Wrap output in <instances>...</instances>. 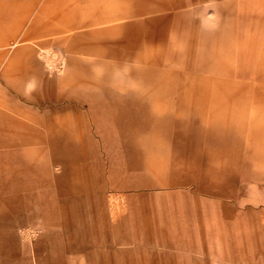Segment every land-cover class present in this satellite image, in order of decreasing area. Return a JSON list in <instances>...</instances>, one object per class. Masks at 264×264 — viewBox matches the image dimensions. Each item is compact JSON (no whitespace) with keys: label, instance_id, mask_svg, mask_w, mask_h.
Returning <instances> with one entry per match:
<instances>
[{"label":"crops","instance_id":"crops-1","mask_svg":"<svg viewBox=\"0 0 264 264\" xmlns=\"http://www.w3.org/2000/svg\"><path fill=\"white\" fill-rule=\"evenodd\" d=\"M205 1L208 0H7L4 16L0 15V69L8 56L1 74L17 90H22L26 83H41L47 88L46 96L52 99L51 91L57 85L64 90L57 100L68 96L79 103L88 102V113L102 133L110 158L109 179L114 176L113 167L128 173V180L120 188L157 184L184 187L192 181L198 187L192 168H188L190 172L181 181L166 180L160 173L174 165L162 163L157 151L170 147L173 153L166 151L163 160L174 161L176 174L184 162L190 167L199 165V125L198 117H193L199 107L196 102L192 104L195 96L177 90L172 96L166 88L168 71L161 65L167 64L168 54L183 53L172 47L178 44L179 36H186L184 29L190 32V49L196 53H212L210 48L217 44L229 46V54H239L244 52L242 43L246 41L241 31L245 15L239 8L240 18H233L227 28L219 32L203 28L195 16L194 5ZM239 3L221 0L217 8L233 14ZM169 27L175 29L174 34L168 32ZM12 40L25 43L13 54L7 50ZM155 44L158 46L154 48ZM166 46L164 55L162 49ZM51 48L69 53L68 74L50 75L38 58L39 52ZM27 98L40 101L42 93L35 90ZM9 101L6 107L27 111L34 123L17 119L0 107V264H32L20 231L25 222L23 211L74 214L78 202H88L89 191L79 200L66 182L72 178L82 180L76 169L80 161L94 162L92 140L83 112L71 110L77 113L76 122L59 114L74 107L39 114L12 98ZM75 131L78 136L73 134ZM114 131L117 148L113 153L107 137ZM98 163L103 167L102 160L98 159ZM199 191L207 197L224 195ZM142 195L144 192L134 197ZM71 218L67 216L65 223H73L79 231L80 220ZM145 219L148 221L147 216ZM42 237L49 238L46 234ZM177 252L189 257L182 244ZM33 254H39L38 244L33 246Z\"/></svg>","mask_w":264,"mask_h":264},{"label":"rangeland","instance_id":"rangeland-1","mask_svg":"<svg viewBox=\"0 0 264 264\" xmlns=\"http://www.w3.org/2000/svg\"><path fill=\"white\" fill-rule=\"evenodd\" d=\"M234 1L240 3L233 14L218 10L221 0H208L194 5L195 16L203 28L219 32L227 28L233 18H240L237 14L239 8L245 15L241 22L246 39L242 43L244 52L229 54V46L215 44L214 49L210 48L212 53H196L190 49L191 39L187 37L190 32L184 29L182 32L186 36H179L178 44L172 47L183 53L168 54L167 64L161 65L168 71L166 88L172 96L175 90L195 96L192 104L196 102L199 107L197 115H193L198 117L199 125V165L190 167L184 162L176 174L174 161L163 160L166 151L173 153L170 147L157 151L162 163L174 165L160 173L166 180L181 181L190 172L188 168H192L193 175L198 178V187L192 181L184 187L157 184L147 188H120L119 185L128 180V173L118 166L113 167L114 176L109 179L110 158L102 133L97 131L92 115L88 113V102L79 103L68 96L57 100V95L64 94L57 85L51 91L52 99L46 96L47 88L41 83H26L22 90H17L1 74L8 56L2 60V110L17 119L34 123L27 111L6 107L9 99L39 114L65 106L74 107L59 114L76 122L77 113L71 110L83 112L92 140L94 162L80 161L76 169L81 172L82 180L72 178L66 182L78 199L85 198L86 191H89L88 202H78L74 214L51 210L23 211L25 222L20 231L28 245L29 262L264 264V0ZM7 5V0H0V15ZM168 32L174 34L175 29L169 27ZM178 34L181 35L180 30ZM23 44L12 40L7 50L13 54ZM157 46L153 45L154 48ZM162 50L164 55L167 54L168 46ZM68 56V52L53 48L38 53V58L52 76H63L67 72ZM35 90L42 93L40 101L27 98ZM73 134L78 136L76 131ZM109 136L108 147L114 153L117 134L114 131ZM98 159L102 160L103 167L96 164ZM55 173L60 174V171L55 170ZM197 188L224 195L207 197ZM140 192L144 195L135 198ZM101 193L103 196H99ZM127 195H133V198L125 197ZM202 198L207 200L201 201ZM67 216L69 220L73 219L72 216L80 220L82 227L79 231L73 223H65ZM239 220L242 221L238 224ZM42 234L49 238H43ZM36 244L39 254L34 255L33 246ZM179 244L189 251V257L177 252Z\"/></svg>","mask_w":264,"mask_h":264},{"label":"bare ground","instance_id":"bare-ground-1","mask_svg":"<svg viewBox=\"0 0 264 264\" xmlns=\"http://www.w3.org/2000/svg\"><path fill=\"white\" fill-rule=\"evenodd\" d=\"M24 156V155H23ZM25 161V160H24Z\"/></svg>","mask_w":264,"mask_h":264}]
</instances>
